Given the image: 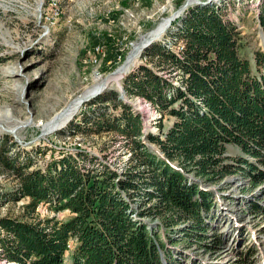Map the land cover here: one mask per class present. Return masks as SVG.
<instances>
[{"label": "trees", "instance_id": "1", "mask_svg": "<svg viewBox=\"0 0 264 264\" xmlns=\"http://www.w3.org/2000/svg\"><path fill=\"white\" fill-rule=\"evenodd\" d=\"M178 22L174 39L180 48L154 42L143 53L147 61L122 84L128 96L147 99L162 114L160 134H146L142 115L115 90L85 104L64 130L69 136H123L122 152L130 153L123 167L86 145L54 153L43 168L32 167L28 153L23 160L22 151L9 153L16 142L2 145L0 168L17 180L9 199L30 200L22 215L1 216L0 260L66 264L73 241L67 264H165L166 244L145 221L148 217L172 231L182 225L199 242L210 229L206 218L214 207L213 193L191 175L212 183L240 173L252 186L264 182V52L254 53L253 66L241 54L238 26L213 5L191 6L172 27ZM258 22L264 31V0ZM167 115L174 122L166 129ZM230 144L241 155L228 154ZM42 203L70 215L42 217L37 210ZM220 242L213 240L215 246Z\"/></svg>", "mask_w": 264, "mask_h": 264}, {"label": "rangeland", "instance_id": "2", "mask_svg": "<svg viewBox=\"0 0 264 264\" xmlns=\"http://www.w3.org/2000/svg\"><path fill=\"white\" fill-rule=\"evenodd\" d=\"M123 1L0 0V148L16 142L18 146L9 153L15 156L22 151L20 160L28 153L33 161L32 167L43 168L54 153L74 149L76 145H86L119 168L128 162L130 153L123 154L121 149L126 143L123 136L115 135V140L112 138L114 134L106 133L69 136L64 130L79 115L80 109L86 107L85 104L111 90L121 93L120 86L127 74L147 61L143 57L144 46L122 78L111 81L103 90L95 92L97 95L85 98L67 120L54 129L50 128L56 116L63 113L86 88L94 85L97 78L103 77L104 82L119 68L111 71L126 65L137 44L148 34L158 31V25L173 16L186 0H129L125 7ZM195 1L175 17L170 27L153 43L160 40L178 50L181 42H176L174 33L180 23L175 27L172 24L185 16L189 7L204 6ZM259 3L260 0H215L207 4L213 5L223 17L238 26L244 43L241 54L249 58L253 66L254 53L257 50L264 52V31L258 22ZM108 33L113 38L111 42ZM120 53H125V58H121ZM129 100L136 102L135 105L142 104L141 109L128 103L142 115L144 132L160 134L158 122L162 114L147 99ZM173 122L174 117L168 115L163 119L166 129ZM143 140L158 150L156 143L146 137ZM104 145L112 146L104 152L101 150ZM227 153L241 155L233 144L228 146ZM190 177L199 183L201 189L213 193L214 207L206 218L210 229L199 242L187 235L182 225L172 231L159 219L148 217L145 221L166 244L165 250L161 251L164 263L264 264V182L252 186L249 178L240 173L212 183L193 175ZM16 184L17 180L0 168V218L22 215L23 205L30 200L24 198L15 202L9 199ZM141 200L142 197L136 203ZM37 210L42 217L56 214L65 220L70 215L69 210L57 212L43 203ZM214 238L221 241L216 246ZM75 246L76 242L72 241L65 256L66 264ZM0 264L20 263L2 259Z\"/></svg>", "mask_w": 264, "mask_h": 264}, {"label": "bare ground", "instance_id": "3", "mask_svg": "<svg viewBox=\"0 0 264 264\" xmlns=\"http://www.w3.org/2000/svg\"><path fill=\"white\" fill-rule=\"evenodd\" d=\"M197 1L198 0H196L195 2L198 4ZM213 1H215V0H213ZM191 2H193V0H189L188 5H190ZM184 10H185L184 9V5H182L181 8L178 11H176L173 16H171L170 18L164 19L158 25V29H159L158 31H154V32L148 34L146 37L143 38V41L140 44H137L135 50L132 52V54L128 58V61H127L126 65L119 67V69L113 75H111L109 79H107L104 82H103V77L102 78H97V81L95 82L94 85L86 88L85 91L82 93V95H80L79 98H77L68 108H66L63 111V113H61L58 116H56V118L54 119L53 123L50 124V128L54 129L53 127H56L60 123H63L64 120H67V118L70 117L69 114H71L73 112V109H76L81 102H84L86 100L85 98L90 97V96L92 97V95H94L95 92H100L107 85H109L111 83V81H113V80L117 81L120 78H122V76L127 73V71L129 70L130 66L134 63L135 59L141 53V49L143 48V45H145L148 42H153L154 40L157 39L156 37L159 38V36H161L166 31V29H168L170 27L169 25L172 22V20H174L175 17L179 16ZM154 33H156V34L153 35ZM128 101L130 103H132V105L138 106L139 108L142 109V107H141L142 104L140 102L137 105H135L136 102H133V101H130V100H128Z\"/></svg>", "mask_w": 264, "mask_h": 264}, {"label": "water", "instance_id": "4", "mask_svg": "<svg viewBox=\"0 0 264 264\" xmlns=\"http://www.w3.org/2000/svg\"><path fill=\"white\" fill-rule=\"evenodd\" d=\"M188 2H189V0H186L184 3H183V5H184V9L186 8V7H188ZM198 2V4H200V5H204V6H207V4H209V3H212L213 2V0H198L197 1ZM190 6V5H189ZM187 9V8H186ZM151 44H153V42H148V43H146L145 45H143L144 46V48H147L148 46H150ZM133 50H131L129 53H128V55L132 52ZM127 55V56H128ZM127 58V57H126ZM125 62H126V60H125ZM125 62H124V64H125ZM119 67H117L116 69H114L113 71H111V73L112 72H115L117 69H118ZM111 73H109V74H111ZM109 74H107V75H109ZM120 89H121V98L122 99H124V102L125 103H129V104H132V103H130L128 100L129 99H138L139 97H135V98H131L130 96H128L127 95V93H125V90H124V88H123V85H121L120 86ZM96 94V93H95ZM97 95V94H96ZM16 138V140L18 141V142H21V141H19V139L17 138V137H15ZM23 142V141H22Z\"/></svg>", "mask_w": 264, "mask_h": 264}]
</instances>
